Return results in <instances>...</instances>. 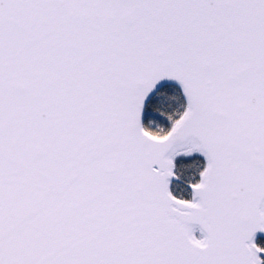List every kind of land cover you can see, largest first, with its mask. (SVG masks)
I'll return each mask as SVG.
<instances>
[{
    "label": "water",
    "instance_id": "95a60500",
    "mask_svg": "<svg viewBox=\"0 0 264 264\" xmlns=\"http://www.w3.org/2000/svg\"><path fill=\"white\" fill-rule=\"evenodd\" d=\"M263 209L264 0H0V264H257Z\"/></svg>",
    "mask_w": 264,
    "mask_h": 264
},
{
    "label": "trees",
    "instance_id": "16d2710c",
    "mask_svg": "<svg viewBox=\"0 0 264 264\" xmlns=\"http://www.w3.org/2000/svg\"><path fill=\"white\" fill-rule=\"evenodd\" d=\"M187 110V103L177 85L161 88L148 102L143 118V128L153 137L163 139L169 135ZM176 180L171 185L173 195L183 201H193L191 187L200 184L207 168V161L196 146L179 150L173 157ZM197 238L202 235L195 231ZM264 251V237L255 240ZM264 264V257L262 262Z\"/></svg>",
    "mask_w": 264,
    "mask_h": 264
},
{
    "label": "rangeland",
    "instance_id": "374dc122",
    "mask_svg": "<svg viewBox=\"0 0 264 264\" xmlns=\"http://www.w3.org/2000/svg\"><path fill=\"white\" fill-rule=\"evenodd\" d=\"M167 85H175V84H173V83H171V84H166L165 86H167ZM178 86V85H177ZM164 87V86H163ZM162 87V88H163ZM181 89V88H180ZM182 91V90H181ZM145 114V113H144ZM190 147V146H189ZM173 157L174 156H172V161H173ZM173 184V183H172ZM171 184V185H172ZM192 202H195V201H192ZM263 213H264V209H263ZM196 230H198V232L200 233V235H203L202 233H201V231L199 230V229H194L193 230V232H192V237H193V239H195L196 241H198V242H200V243H203L204 242V239L202 238V239H199V238H197L196 237V235H195V231ZM260 237H262V236H260ZM264 237V236H263ZM260 258H261V256L260 255H257V257H256V261H257V263L258 264H261V261H260Z\"/></svg>",
    "mask_w": 264,
    "mask_h": 264
},
{
    "label": "flooded vegetation",
    "instance_id": "af4514ba",
    "mask_svg": "<svg viewBox=\"0 0 264 264\" xmlns=\"http://www.w3.org/2000/svg\"><path fill=\"white\" fill-rule=\"evenodd\" d=\"M264 257V256H263Z\"/></svg>",
    "mask_w": 264,
    "mask_h": 264
}]
</instances>
